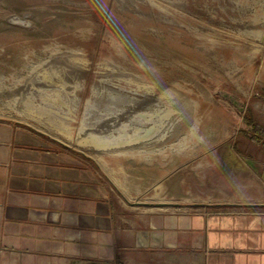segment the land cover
Masks as SVG:
<instances>
[{
  "label": "rangeland",
  "instance_id": "374dc122",
  "mask_svg": "<svg viewBox=\"0 0 264 264\" xmlns=\"http://www.w3.org/2000/svg\"><path fill=\"white\" fill-rule=\"evenodd\" d=\"M39 147L136 210H259L264 0H0V168Z\"/></svg>",
  "mask_w": 264,
  "mask_h": 264
},
{
  "label": "crops",
  "instance_id": "0c3cea01",
  "mask_svg": "<svg viewBox=\"0 0 264 264\" xmlns=\"http://www.w3.org/2000/svg\"><path fill=\"white\" fill-rule=\"evenodd\" d=\"M37 150L0 168V264H264V201L136 210L79 155Z\"/></svg>",
  "mask_w": 264,
  "mask_h": 264
},
{
  "label": "water",
  "instance_id": "95a60500",
  "mask_svg": "<svg viewBox=\"0 0 264 264\" xmlns=\"http://www.w3.org/2000/svg\"><path fill=\"white\" fill-rule=\"evenodd\" d=\"M222 95L229 99L230 102L240 111H244L245 110V106L243 104V102L238 98L237 95L235 94H232V93H229L227 91H222ZM126 200H128L126 197H125ZM137 204H144V203H137ZM161 204H165V205H171V203H161Z\"/></svg>",
  "mask_w": 264,
  "mask_h": 264
},
{
  "label": "bare ground",
  "instance_id": "6f19581e",
  "mask_svg": "<svg viewBox=\"0 0 264 264\" xmlns=\"http://www.w3.org/2000/svg\"><path fill=\"white\" fill-rule=\"evenodd\" d=\"M57 138V137H56ZM59 140H62L60 138H58ZM63 141V140H62ZM65 142V141H64ZM66 143V142H65ZM161 203H166V202H161ZM165 206H168V205H165V204H162L161 207H165Z\"/></svg>",
  "mask_w": 264,
  "mask_h": 264
}]
</instances>
